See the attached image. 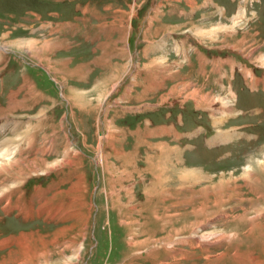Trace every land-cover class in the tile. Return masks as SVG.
Masks as SVG:
<instances>
[{
  "label": "rangeland",
  "instance_id": "obj_1",
  "mask_svg": "<svg viewBox=\"0 0 264 264\" xmlns=\"http://www.w3.org/2000/svg\"><path fill=\"white\" fill-rule=\"evenodd\" d=\"M184 1L141 38L150 0H0V264H264V0ZM91 6V24L108 16L94 52L83 30L69 50L79 58L53 52L60 36L31 39L38 13L87 20ZM161 42L173 56L155 53ZM192 46L199 65L207 56L200 75L193 58L184 68ZM87 54L97 79L69 85ZM157 67L170 84L131 94ZM167 121H182L191 147L167 128L148 134Z\"/></svg>",
  "mask_w": 264,
  "mask_h": 264
},
{
  "label": "crops",
  "instance_id": "obj_2",
  "mask_svg": "<svg viewBox=\"0 0 264 264\" xmlns=\"http://www.w3.org/2000/svg\"><path fill=\"white\" fill-rule=\"evenodd\" d=\"M189 1H191V0H189ZM180 3H185V1L184 0H150L149 4H147V6H146V9L144 11H142L143 19H141L140 20L141 22H139V25H138V28H137V34L138 35H141V38H144L145 31L150 26L151 21H153L154 23H159V22L162 21L160 18H171V17H169L170 16V13H171V11H170L171 8H173V7H174V9L176 7L183 8ZM185 4H187V3H185ZM91 8H92V6L91 7H87L85 10H83L84 12L88 13V15H89L86 22H81L80 19H79V17L73 16L69 20H67L66 22L44 23V24L41 23V24H37V26H35L34 28H30L29 30L31 31L30 32L31 34L37 32L38 34H41V36L40 37L31 36V39L37 38V39L43 40V39H51V38H53V36H60V38H59L60 40L59 41H61L62 43L59 46H54L53 47V52H56L57 56L58 57H61V58L62 57H65V56L66 57H71V58H73V57H75V58L78 57L79 58V55L76 56L74 53H70L69 50H70V48H74L75 47L76 42H74V41H76L78 39L77 38L78 34H76L74 32H77L78 33V30H80V31L83 30V31H85V32L88 33L87 35L84 36V38H86V41H88L90 43V45H89V46H91L90 47V50L94 52L95 51V48L98 47V46H93V45L96 44V36H97L96 31H98V29H99V34L102 32V30H103L102 23H104V25H105V22H108V16L106 17V16H103L102 15L103 16V20L100 19L99 22L97 23V19H96V23H95V21H93V23L91 24V20H90L91 13L94 14V18H96L97 16H98L97 18H100L99 15H98V13L96 15L95 11L92 10ZM102 9H104V5L102 6ZM150 11H152L151 14H149ZM181 12L183 13V16L187 17L191 13V6H189V10H187V12H186L185 9L182 10ZM186 13H187V15H186ZM157 15L160 18L157 19ZM174 16L175 15H173L172 17H174ZM178 20H180V18H178ZM118 21L119 20H116V22H118ZM97 27H98V29H96ZM183 34H185V33H183ZM69 37H71L72 39H74V40H72V44H71L72 47L71 46L67 47L68 46V38ZM183 39H187V36H183ZM163 42H166V41H163ZM168 43L169 42H167L166 44H163L161 42L160 45L156 47V48H158V50L155 48L156 49V52L155 53L156 54H159V55H170L171 54L173 56L174 55V52L172 51V49L170 47H168V46H165ZM46 46H47V49H49V46L48 45H45V47ZM99 48H100V50L101 49H104V56H107V59H106L107 61H110V62L111 61H115L114 59H111V57H113V55H114V53H113L112 50L108 49L107 47L104 48L103 45H100ZM192 48H193L191 50L192 53L190 52V56H189V58H188V60L186 62V65L184 66V68H185V71H188V65L190 63V60L193 58L196 63L194 61L193 62L199 67L198 70H197V72L200 75L201 72L203 71V68L205 67V59H206L207 56H206V54L203 55V56H200V59H199L200 60V65H199V62L197 61V59L195 57H191V55L192 54H195V53H199L200 54V52L195 47L192 46ZM153 50H154V48H153ZM83 52L84 51L82 50V53L81 54H83ZM148 52L152 53V49L151 48H148ZM87 55H88V58L87 57H84L81 60L82 61H88V62H86L88 64L91 62L92 67L88 68L89 67L88 66L87 69H86V71H85V73L84 74H81V75L64 76L65 79L67 80V83H69V85L88 87V86L92 85L93 82L97 79L98 76L92 78V76H93V70H94V67L96 66L95 65L96 63L94 62V60H92L93 54H87ZM94 57H95V55H94ZM29 61L31 62V63L29 62L30 63L29 64L30 67H35L36 66L38 68L40 66L44 71H47L45 69V67H42L41 65H39V64H37V63H35V62L31 61V60H29ZM151 61L155 62L156 60H154V58H152ZM155 65H157V64H155ZM2 66L3 65L1 64L0 65V70L5 69V67L2 68ZM37 68H34V70H32V71L30 69L29 71H31V72L34 73V72L37 71ZM106 70H107V68L105 69V71ZM136 70L137 69L133 68V69H131V72H129V73H128V71H126L125 74L115 83V85L113 86V88H114L113 89L114 90L113 91L114 92V95H115V93H117V92H119V91H121V90H123V89H125L127 87V86H125L126 84L125 85H122L123 84L122 83V80L123 79L126 78L127 79V82H128V79L131 80V79L135 78V76L138 73V70L137 71ZM148 71L153 72L154 74L158 75L159 76V79L157 81L153 82V83H146L145 82L146 79L148 81V79L153 78L152 73L149 72L148 75H147V72ZM169 75L170 74L167 71H165L163 68H158L157 67L156 72L154 71V69H146L145 74H141L142 77L140 76L141 79H140L139 82H141V84L138 83L136 85L137 86L136 89L133 90V92H130V93L131 94H134L135 96L136 95H140L141 96L143 94V91L142 90L146 91L144 88H147V90L150 87L151 88L152 87H156L154 89H159L165 83L170 84L172 78ZM89 80H90V82H89ZM30 88H32V87H30ZM117 88H119V89L117 90ZM174 88H175V86L173 85L172 86V89H174ZM151 90H153V89H151ZM151 90H148V92H151ZM5 95H6V93H5ZM5 95H4V98L7 96V95L6 96ZM130 96H133V95H130ZM175 96L177 97V95H175ZM127 97H129V96L125 95L122 98L121 97L120 98L123 99V98H127ZM165 97L166 96H164V99H165ZM4 98H3V100H5ZM106 98H107V96H106ZM190 98H191V95H190ZM193 98H195V97H193ZM7 99L9 100L10 99V96ZM7 99H6L5 105L2 107V109L4 107H6V103H8ZM63 99H64L65 102H69L68 99L65 96H64ZM161 99H163V98H161ZM156 105H158V104H155V106ZM108 107L111 108V105H108ZM0 108H1V106H0ZM7 108L9 109V107H7ZM119 109L122 110V111H126V109H128V108H126V107H123L122 108L121 107ZM134 109H136V108H134ZM136 112H138V111H136ZM167 114L168 113H166L164 115L166 117H168ZM178 119L179 118L174 119V120L176 121ZM104 121H105V129H104V126H103L104 125ZM102 122H103V125L102 126H103V129L105 131L106 136H107V133H110V131H113V134L115 135V133L117 132V128H115L113 126V124L116 123V121H113V123H112L111 119H109V120L107 118L105 119V116H104V119L102 120ZM149 123H150V121L148 122L147 127H149ZM178 125H179V123H178ZM181 126H182V121L180 122V125L179 126H176V125L174 126L172 122L170 123V121H167L165 123H159L155 127H150V128H146V129H147L148 134H152V132H153V134H156V133L162 132V131H160L161 129H159L160 127H163V129L167 128L168 130L164 131L162 134L171 135L173 138L184 139L183 142L186 143L185 144V148L191 147L192 146L191 145L192 143L190 141V135L191 134L188 131L182 129ZM134 134H138L139 135L138 137L142 136L138 132H136ZM110 135H111V133H110ZM153 136L156 137L155 135H153ZM114 139H117V136L114 137ZM161 140H163V139H161ZM104 143L107 144V142H105V141H104ZM173 143H175V142H173ZM109 146L112 149L115 147V145H109ZM178 147L182 149L181 146L178 145ZM112 151H116V150L113 149ZM128 157H129V155H128ZM121 161L125 162L124 161V158H121ZM108 163H109L108 165H110L111 162H108ZM103 170H104V167H103ZM93 186H95V184ZM98 191H100V190H96V186H95V190H93L92 193L94 194V193H97ZM37 212L40 213V211H37ZM11 249H13V248H11Z\"/></svg>",
  "mask_w": 264,
  "mask_h": 264
}]
</instances>
